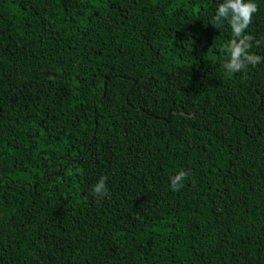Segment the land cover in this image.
I'll return each instance as SVG.
<instances>
[{"label": "trees", "instance_id": "1", "mask_svg": "<svg viewBox=\"0 0 264 264\" xmlns=\"http://www.w3.org/2000/svg\"><path fill=\"white\" fill-rule=\"evenodd\" d=\"M216 3L0 0V264H264V0L234 74Z\"/></svg>", "mask_w": 264, "mask_h": 264}, {"label": "clouds", "instance_id": "2", "mask_svg": "<svg viewBox=\"0 0 264 264\" xmlns=\"http://www.w3.org/2000/svg\"><path fill=\"white\" fill-rule=\"evenodd\" d=\"M257 10L256 0H217L209 24L219 30L222 25L227 24L231 31L232 38L228 42L227 56L222 64L228 74L241 72L249 65L255 66L261 60V57L249 53L253 37L246 31ZM187 175L186 171H180L171 176L170 188L173 191L177 190ZM92 191L97 195H107L106 178L101 177Z\"/></svg>", "mask_w": 264, "mask_h": 264}]
</instances>
